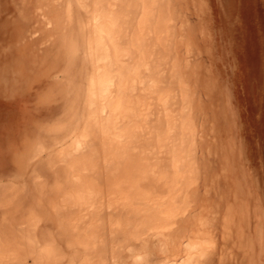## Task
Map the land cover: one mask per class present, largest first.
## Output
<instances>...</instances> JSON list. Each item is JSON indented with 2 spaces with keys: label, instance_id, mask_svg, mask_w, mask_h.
<instances>
[{
  "label": "rangeland",
  "instance_id": "1",
  "mask_svg": "<svg viewBox=\"0 0 264 264\" xmlns=\"http://www.w3.org/2000/svg\"><path fill=\"white\" fill-rule=\"evenodd\" d=\"M0 264H264V0H0Z\"/></svg>",
  "mask_w": 264,
  "mask_h": 264
},
{
  "label": "bare ground",
  "instance_id": "2",
  "mask_svg": "<svg viewBox=\"0 0 264 264\" xmlns=\"http://www.w3.org/2000/svg\"><path fill=\"white\" fill-rule=\"evenodd\" d=\"M94 79H95V78H94ZM95 81H96V80H95ZM94 83H95V82H94ZM94 83H93V84H94ZM87 86H88V85H87ZM92 97H93V96H92ZM85 199H86V198H85ZM189 243H190V242H189ZM189 243H188L189 247L192 246V245H190ZM186 247H187V245H186Z\"/></svg>",
  "mask_w": 264,
  "mask_h": 264
}]
</instances>
